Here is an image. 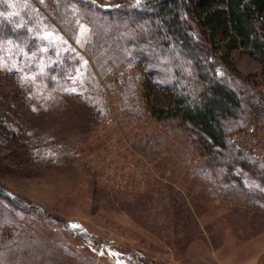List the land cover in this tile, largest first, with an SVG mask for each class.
<instances>
[{"label":"rangeland","instance_id":"374dc122","mask_svg":"<svg viewBox=\"0 0 264 264\" xmlns=\"http://www.w3.org/2000/svg\"><path fill=\"white\" fill-rule=\"evenodd\" d=\"M81 27L78 42L89 36ZM8 50L0 47V187L51 222L17 213L20 238L4 264H133L125 249L142 252L144 264H264V185L239 165L213 164L175 119L150 116L136 65L100 74L90 63L94 77L62 82L30 77L24 70L35 59L23 67L12 58L25 49L11 48L10 58ZM231 59L264 87L258 61L240 49ZM121 86L138 96L120 95ZM129 101L136 114L119 105ZM252 129L264 130V121L244 130ZM70 221L78 227H64Z\"/></svg>","mask_w":264,"mask_h":264},{"label":"trees","instance_id":"16d2710c","mask_svg":"<svg viewBox=\"0 0 264 264\" xmlns=\"http://www.w3.org/2000/svg\"><path fill=\"white\" fill-rule=\"evenodd\" d=\"M105 1L0 0V47L9 49V58L11 48L25 49L12 59H35L33 68L22 63L30 77L62 82L75 81L81 72L94 77L90 63L100 74L116 65H136L142 79L138 92L150 116L175 119L197 136L196 147L213 164L227 170L239 165L264 185V162L236 149L229 137L253 121H264V87L242 78L231 59V51L240 49L258 61L264 85V0ZM81 22L88 26L84 42L76 38ZM119 71L134 86L126 69ZM134 87L121 86L120 95L129 92L135 99ZM126 104L119 105L138 112L137 102ZM34 206L0 187V264L9 245L20 238L17 213L51 222L47 212ZM77 233L104 248L87 233ZM121 254L133 264L145 263L139 250Z\"/></svg>","mask_w":264,"mask_h":264},{"label":"built area","instance_id":"2783aa9c","mask_svg":"<svg viewBox=\"0 0 264 264\" xmlns=\"http://www.w3.org/2000/svg\"><path fill=\"white\" fill-rule=\"evenodd\" d=\"M231 142L239 151L250 154L264 162V130H240L231 137Z\"/></svg>","mask_w":264,"mask_h":264},{"label":"snow or ice","instance_id":"6c2138e0","mask_svg":"<svg viewBox=\"0 0 264 264\" xmlns=\"http://www.w3.org/2000/svg\"><path fill=\"white\" fill-rule=\"evenodd\" d=\"M71 227H78V225H71Z\"/></svg>","mask_w":264,"mask_h":264}]
</instances>
